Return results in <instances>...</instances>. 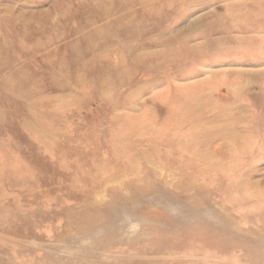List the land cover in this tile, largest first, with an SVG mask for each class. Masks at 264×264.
<instances>
[{
	"label": "rangeland",
	"instance_id": "1",
	"mask_svg": "<svg viewBox=\"0 0 264 264\" xmlns=\"http://www.w3.org/2000/svg\"><path fill=\"white\" fill-rule=\"evenodd\" d=\"M0 264H264V0H0Z\"/></svg>",
	"mask_w": 264,
	"mask_h": 264
}]
</instances>
